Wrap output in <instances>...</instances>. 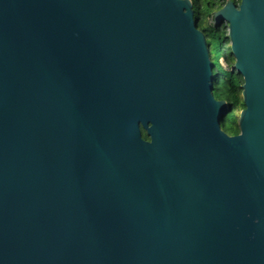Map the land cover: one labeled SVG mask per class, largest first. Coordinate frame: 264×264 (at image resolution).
<instances>
[{
  "label": "water",
  "instance_id": "1",
  "mask_svg": "<svg viewBox=\"0 0 264 264\" xmlns=\"http://www.w3.org/2000/svg\"><path fill=\"white\" fill-rule=\"evenodd\" d=\"M197 1L0 0V264H264V0L235 136Z\"/></svg>",
  "mask_w": 264,
  "mask_h": 264
},
{
  "label": "trees",
  "instance_id": "2",
  "mask_svg": "<svg viewBox=\"0 0 264 264\" xmlns=\"http://www.w3.org/2000/svg\"><path fill=\"white\" fill-rule=\"evenodd\" d=\"M207 2L211 4V9L205 7ZM196 4L203 6L196 10L198 27L208 39L213 62L219 66V71H214L217 86L215 87V95L220 100H226L230 105V110L224 117L222 127L229 135L235 136L240 134L239 115L241 110L245 108L242 99L243 77L236 70H232L235 58L231 54V43L228 35L222 32V26H214L208 19L212 15L211 10L214 5L219 4V0H198ZM226 57L228 69H225L221 64V59ZM143 137L149 140L144 130Z\"/></svg>",
  "mask_w": 264,
  "mask_h": 264
},
{
  "label": "flooded vegetation",
  "instance_id": "3",
  "mask_svg": "<svg viewBox=\"0 0 264 264\" xmlns=\"http://www.w3.org/2000/svg\"><path fill=\"white\" fill-rule=\"evenodd\" d=\"M194 1V0H193ZM227 1L228 0H219V4H216V5H214V8L211 10V13H213V12H215V11H217V10H219V9H221L222 7H224L225 6V4L227 3ZM234 2H235V4L237 5V7H239V5H240V3H241V0H233ZM199 7H203L202 6V4H200V5H198V8ZM205 7L206 8H208V9H211V4H209L208 2L205 4ZM217 7V8H216ZM194 8H195V12H196V10H197V4H195V6H194ZM209 19V21H210V17L208 18ZM225 25V24H224ZM227 25V24H226ZM207 41H208V39H207ZM209 44V43H208ZM210 46V45H209ZM210 50H211V46H210ZM211 56H212V51H211ZM213 61V60H212ZM213 65H214V62H213ZM213 75L215 76V74L213 73ZM216 77V76H215ZM214 95H215V92H214ZM215 97H216V95H215ZM216 99H218L217 97H216ZM219 100V99H218Z\"/></svg>",
  "mask_w": 264,
  "mask_h": 264
},
{
  "label": "rangeland",
  "instance_id": "4",
  "mask_svg": "<svg viewBox=\"0 0 264 264\" xmlns=\"http://www.w3.org/2000/svg\"><path fill=\"white\" fill-rule=\"evenodd\" d=\"M197 8H198V5H197ZM221 28H222V32L226 33L227 35L229 34L228 25L225 24ZM221 64L224 66L225 69H228V66H227V57L221 59ZM214 71L215 72L219 71V66H218L217 63H214ZM215 87H217L216 84H215Z\"/></svg>",
  "mask_w": 264,
  "mask_h": 264
}]
</instances>
